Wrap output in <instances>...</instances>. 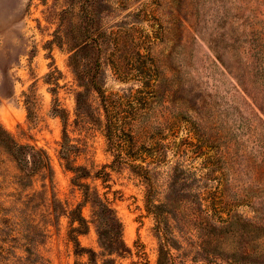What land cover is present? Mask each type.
I'll list each match as a JSON object with an SVG mask.
<instances>
[{"label":"rangeland","instance_id":"374dc122","mask_svg":"<svg viewBox=\"0 0 264 264\" xmlns=\"http://www.w3.org/2000/svg\"><path fill=\"white\" fill-rule=\"evenodd\" d=\"M64 1L0 0V125L17 144L44 151L53 170L51 180L42 172L23 179L0 145V264H88L68 240L66 215L54 217L53 200L66 212L82 201L60 159L54 106L67 112L70 163L109 174L105 184L84 182L122 222L130 253L112 256L114 264H156L145 185L128 165L111 166L99 97L89 96L91 119L76 116L66 48L51 42ZM106 3L111 43L101 61L118 137L143 158L131 164L150 169L155 203L172 174L186 196L169 221L178 243L172 264H237L229 258L249 241L238 220L264 222V0ZM81 213L89 229L80 246L99 254L89 205ZM257 240L254 264L264 263V233Z\"/></svg>","mask_w":264,"mask_h":264},{"label":"trees","instance_id":"16d2710c","mask_svg":"<svg viewBox=\"0 0 264 264\" xmlns=\"http://www.w3.org/2000/svg\"><path fill=\"white\" fill-rule=\"evenodd\" d=\"M107 7L106 0H65L58 13V27L51 42L61 49L66 48L68 54L67 66L78 88L74 95L76 116L87 120L91 119L93 116L89 96L96 94L99 97L103 110L104 136L108 149L113 156L111 166H121L124 163L128 165L132 173L142 179L145 185V209L154 219L153 230L158 243L156 264H172L170 251L176 249L178 243L172 234L169 221L176 217V206L186 196H181V190L178 189L181 180L176 174H172L169 178L164 202L155 203L150 169L131 164V162L143 158L134 152L133 146L123 143L125 141L122 142L118 137V128L113 114L114 107L104 91V71L101 61L102 57L106 55V48L111 43L110 35L102 27V14L107 10ZM52 112L62 124L60 159L65 162L66 169L73 174L71 183L79 188L82 196V201L69 212H66L61 204L53 200L54 217L57 214L66 215L69 221L67 237L73 244L76 255L85 254L88 264H96L98 255L109 257L103 261V264H114L112 256L121 257L130 253V249L123 239L122 222L109 201L100 196L97 190L91 189L88 183L84 182V180L94 177L105 184V179L109 174L102 171V173L96 172L92 176L87 168L73 166L70 163L75 148L70 144L66 130L67 112L58 106H54ZM0 145L14 159L18 169L23 174V179L31 178L38 172L45 173L49 180L52 179L53 170L45 152L27 145L17 144L1 125ZM57 203L59 204L58 208L55 206ZM85 205H89L91 209L92 223L95 228L98 246L101 249L99 254L91 249L81 247L78 241V237L87 234L89 229V222L81 213L82 207ZM238 223L241 237L243 240L249 241L243 242L242 251L229 258V260H233L237 264H254L259 260V253L256 249L252 251L250 244L258 242L257 236L259 237L264 233V222L263 224H256L250 220L240 218ZM213 227L215 231L222 230L220 226ZM226 228H223V230H226ZM218 255L222 254L219 253ZM209 256L211 255L208 254L207 257Z\"/></svg>","mask_w":264,"mask_h":264}]
</instances>
